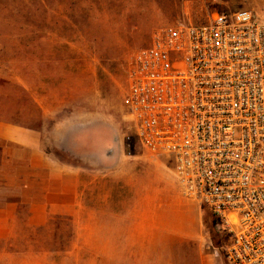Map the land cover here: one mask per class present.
I'll return each mask as SVG.
<instances>
[{"label": "rangeland", "instance_id": "obj_1", "mask_svg": "<svg viewBox=\"0 0 264 264\" xmlns=\"http://www.w3.org/2000/svg\"><path fill=\"white\" fill-rule=\"evenodd\" d=\"M241 9L264 19V0H0V116L80 172V207L11 240L0 264H227L209 210L139 144L122 99L155 29Z\"/></svg>", "mask_w": 264, "mask_h": 264}, {"label": "built area", "instance_id": "obj_2", "mask_svg": "<svg viewBox=\"0 0 264 264\" xmlns=\"http://www.w3.org/2000/svg\"><path fill=\"white\" fill-rule=\"evenodd\" d=\"M122 99L139 144L215 217L227 264H264V19L174 22L135 50Z\"/></svg>", "mask_w": 264, "mask_h": 264}, {"label": "crops", "instance_id": "obj_3", "mask_svg": "<svg viewBox=\"0 0 264 264\" xmlns=\"http://www.w3.org/2000/svg\"><path fill=\"white\" fill-rule=\"evenodd\" d=\"M75 207L80 172L42 148L37 128L0 116V254L12 253L11 240L34 237L50 217L74 213Z\"/></svg>", "mask_w": 264, "mask_h": 264}, {"label": "trees", "instance_id": "obj_4", "mask_svg": "<svg viewBox=\"0 0 264 264\" xmlns=\"http://www.w3.org/2000/svg\"><path fill=\"white\" fill-rule=\"evenodd\" d=\"M204 209H206L205 207L202 206V210L204 211ZM210 212V211H209ZM209 223H210V231L211 229L213 228V226H215V223H216V217L210 212V216H209Z\"/></svg>", "mask_w": 264, "mask_h": 264}]
</instances>
